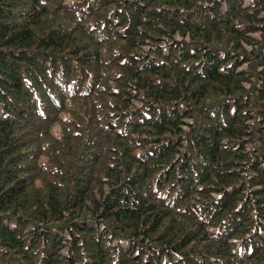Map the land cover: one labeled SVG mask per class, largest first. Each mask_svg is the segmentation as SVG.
I'll return each mask as SVG.
<instances>
[{
    "label": "trees",
    "instance_id": "16d2710c",
    "mask_svg": "<svg viewBox=\"0 0 264 264\" xmlns=\"http://www.w3.org/2000/svg\"><path fill=\"white\" fill-rule=\"evenodd\" d=\"M0 264H264V0H0Z\"/></svg>",
    "mask_w": 264,
    "mask_h": 264
},
{
    "label": "bare ground",
    "instance_id": "6f19581e",
    "mask_svg": "<svg viewBox=\"0 0 264 264\" xmlns=\"http://www.w3.org/2000/svg\"><path fill=\"white\" fill-rule=\"evenodd\" d=\"M63 208V207H62ZM63 209H65V208H63ZM60 240V239H59ZM57 241H58V239H57ZM61 241V240H60ZM62 241H64V240H62ZM53 242H55V240L53 241ZM56 243V242H55ZM57 246V245H56ZM61 246V245H60ZM65 248H67V247H65ZM60 249V248H59Z\"/></svg>",
    "mask_w": 264,
    "mask_h": 264
}]
</instances>
